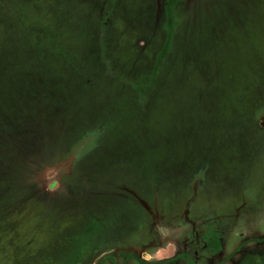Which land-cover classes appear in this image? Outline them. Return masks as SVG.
<instances>
[{"label": "rangeland", "instance_id": "1", "mask_svg": "<svg viewBox=\"0 0 264 264\" xmlns=\"http://www.w3.org/2000/svg\"><path fill=\"white\" fill-rule=\"evenodd\" d=\"M167 3L0 0V264L264 255V0Z\"/></svg>", "mask_w": 264, "mask_h": 264}, {"label": "trees", "instance_id": "2", "mask_svg": "<svg viewBox=\"0 0 264 264\" xmlns=\"http://www.w3.org/2000/svg\"><path fill=\"white\" fill-rule=\"evenodd\" d=\"M177 1L178 0H168L167 9H166L168 15L167 16L168 21H171V18L173 16L171 9L173 8V6L176 4ZM245 264H264V255L257 257V259H255L254 257L248 258Z\"/></svg>", "mask_w": 264, "mask_h": 264}]
</instances>
